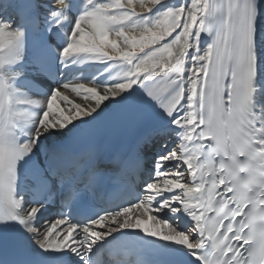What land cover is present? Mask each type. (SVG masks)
I'll return each mask as SVG.
<instances>
[{"label":"snow or ice","instance_id":"snow-or-ice-1","mask_svg":"<svg viewBox=\"0 0 264 264\" xmlns=\"http://www.w3.org/2000/svg\"><path fill=\"white\" fill-rule=\"evenodd\" d=\"M161 2L87 0L93 6L75 20L61 55L119 60L129 66L122 73L126 79L105 87L70 83L54 89L43 101L44 111L29 140L21 142L15 131L25 114L15 107L9 76L0 71V221L23 223L40 211L42 205H35L21 213L16 184L19 162L37 156L41 148L45 157L35 163L36 190L48 198L63 190L66 203L78 201L98 173L89 172L85 182L72 178L94 160L95 151L74 155L45 146L44 139L140 84L183 129L177 146L157 158L156 178L145 186L143 198L86 223L61 218L41 228L27 225V231L40 233L42 248L71 249L84 264H133L135 253L125 246L107 249L106 261L100 253L90 256L98 241L121 229H139L189 249L206 248V255L193 253L203 264H264V104L258 102L257 80L264 0H190L188 6L168 8L155 19L145 16ZM55 3L58 10L66 7L65 0ZM203 32L212 40L201 51ZM23 36V29L0 20V69L23 59ZM166 134L163 129L157 133ZM165 193L170 195L164 198ZM165 208L187 212L194 221L190 231H180L155 214ZM132 211L138 216L130 217ZM105 224L109 226L99 227ZM2 264L12 262L3 257Z\"/></svg>","mask_w":264,"mask_h":264},{"label":"bare ground","instance_id":"bare-ground-1","mask_svg":"<svg viewBox=\"0 0 264 264\" xmlns=\"http://www.w3.org/2000/svg\"><path fill=\"white\" fill-rule=\"evenodd\" d=\"M42 1L44 2L47 0H42ZM172 2L173 3L179 2L180 4H184L185 6H188L190 4V0H162L161 4L157 5L152 10V12H150L149 15L146 13L145 16L148 15L147 17L149 19L155 18L159 13L162 12V10L166 6V4H169ZM16 4H17V0H0V20L5 21V22H10L12 24V27L17 20V16L15 15V11H14ZM139 10L140 9L137 8V11H139ZM61 13H63L65 15V17H67L66 19H64V21L72 29V26H73L75 20L72 17H70L69 13L64 9ZM53 14H55V13H53ZM53 14H48V15H46V17H50ZM134 19H136V18H134ZM139 19H143V17H140ZM207 36H210V34L208 32H203L200 34L199 48L201 51H203L211 43L210 39L206 38ZM262 41H264V37H262ZM21 54L23 56L22 52H21ZM189 55L190 56L194 55V50H190ZM258 57H259L258 63L260 64V67L258 68V76H257L258 83L260 84V89H259L260 96H259L258 102L261 104H264V46H262L258 49ZM95 61H97L101 67V69L98 71V73L93 74L90 72H83L79 75H76V77L74 79L67 81L65 84L85 83V84H92V85L99 86V87H105V86H111V85H115L117 83L123 82L126 79V77L123 76L122 73L127 71L128 65L124 64L123 62H121L119 60H97V59H95ZM190 63H191V61H189V64ZM1 70L4 71L6 74H14L15 73V72L12 73V72L7 71L6 65H4L3 69H1ZM31 76L41 79V77L38 74H33ZM141 79H143V77H141ZM139 85L140 84L133 85V87L129 91L124 92L121 96H118L115 98H109L108 100L104 101L101 108L96 113H93L90 116H85L83 118H80L77 121H75L74 124L70 125L67 129L58 130V131L53 132L52 134L48 135L47 139H44V138H42V139H44L45 142L59 141V140H62V139L69 137L74 130L78 129L80 126H82L84 124L111 117L118 110V108H120L122 102ZM17 89H19V88H17ZM13 95L16 99V102L28 101L31 98H35V97L39 98V97H37V96L27 92V91L24 93V95H20L19 92L14 91ZM70 95L72 96V98L74 100H76L77 103L81 102L82 98H78L74 94H70ZM46 99H47V97L43 98L44 101ZM44 108H45V105L43 104L42 112L44 111ZM18 111L25 114V115L21 116V118H24L25 122H26V125L24 127L25 133L27 135L31 136L32 132L34 131V129L36 127V122L39 120L42 112H40V113H27V112L20 110V109H18ZM162 129L166 130L167 134L166 135H157V133ZM182 132H183V129L180 126L173 124L172 123V117L169 116L168 120L165 123L160 125L156 129V131H154L153 133L150 134V135L155 134L154 140L157 139V140H155L156 141L155 144L158 145V148H156V150L147 154L148 160L151 163L155 162L157 165V158L158 157L165 155L168 151H170L171 149H173L177 146V144L180 142V140L182 138L181 137ZM189 147H192V145L189 144ZM175 163H176L175 161L169 162L170 165H174ZM156 171H157V166H156L155 170H153V172H152V181L156 178ZM169 195L170 194L165 193L164 198H167ZM160 199H162V198H160V197L157 198V200H160ZM173 207H177V205H174ZM28 208H30V207H28L27 205L23 206V210L28 209ZM155 214L159 218L172 223L180 231H184V232L187 230L190 231V229L192 228V226L194 224V221L192 220L191 216H189L187 214V212L183 211L182 209L180 211L174 212V211H172L171 208H165L162 211L156 212ZM129 216L134 218V217L138 216V213L136 211H132L129 213ZM27 221H29V220H27ZM49 222H51V220L45 221L38 228L47 226V224ZM109 223L111 224V222H109ZM186 224H188V226H186ZM108 226H109V224H105V225H101L99 227L106 228ZM111 226H115V225L111 224ZM57 228L61 229V235H62L63 234L62 227L58 225ZM126 231L143 232L142 230H139V229H121L117 232L112 233V235L107 237L106 240H104V241L111 240L115 236H117L119 233H123ZM30 234H31V238L33 240V243H36L37 245L40 246V244L37 242L39 237H40V233L37 232L36 234H33V233H30ZM157 238H159V237H157ZM193 238H195V236ZM159 239L166 242L167 244L171 245L173 248H175V249H177L183 253H186V254L194 257V258H198L197 255L193 254L194 252H198L199 254H201L203 251H208V249H206V248L205 249H196V250L189 249L187 246L179 244L175 241H167V240H163L162 238H159ZM102 242L103 241H98L96 243V245L94 246L93 251ZM69 250H71V249H69Z\"/></svg>","mask_w":264,"mask_h":264}]
</instances>
